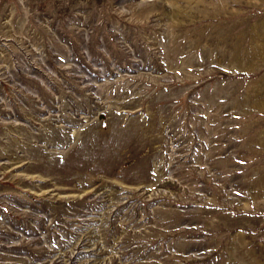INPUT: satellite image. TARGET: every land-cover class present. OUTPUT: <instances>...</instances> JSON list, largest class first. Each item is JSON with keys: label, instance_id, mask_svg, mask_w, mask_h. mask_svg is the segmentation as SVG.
I'll return each instance as SVG.
<instances>
[{"label": "rangeland", "instance_id": "obj_1", "mask_svg": "<svg viewBox=\"0 0 264 264\" xmlns=\"http://www.w3.org/2000/svg\"><path fill=\"white\" fill-rule=\"evenodd\" d=\"M0 264H264V0H0Z\"/></svg>", "mask_w": 264, "mask_h": 264}]
</instances>
